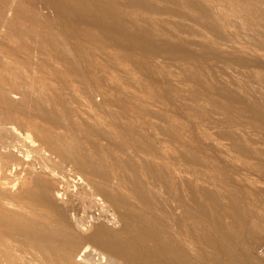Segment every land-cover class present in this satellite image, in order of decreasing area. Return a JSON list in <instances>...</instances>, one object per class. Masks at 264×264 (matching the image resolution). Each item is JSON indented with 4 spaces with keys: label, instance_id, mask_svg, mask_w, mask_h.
Returning <instances> with one entry per match:
<instances>
[{
    "label": "rangeland",
    "instance_id": "obj_1",
    "mask_svg": "<svg viewBox=\"0 0 264 264\" xmlns=\"http://www.w3.org/2000/svg\"><path fill=\"white\" fill-rule=\"evenodd\" d=\"M262 105L264 0H0V264H264Z\"/></svg>",
    "mask_w": 264,
    "mask_h": 264
},
{
    "label": "bare ground",
    "instance_id": "obj_2",
    "mask_svg": "<svg viewBox=\"0 0 264 264\" xmlns=\"http://www.w3.org/2000/svg\"><path fill=\"white\" fill-rule=\"evenodd\" d=\"M168 1H170V0H168ZM173 1V0H172ZM222 1H224V2H229L230 0H222ZM145 2V1H144ZM167 2V1H166ZM191 3V2H190ZM192 3H193V1H192ZM191 3V4H192ZM195 3V2H194ZM194 3H193V6H194ZM142 4H143V2H142ZM151 5V4H150ZM149 5V6H150ZM195 6H197V5H195ZM194 6V7H195ZM198 7V6H197ZM212 26H213V24H211ZM214 28H215V25H214ZM217 30V29H216ZM214 31V30H213ZM216 34V33H215ZM222 37V36H221ZM23 90V89H22ZM26 92H28V91H26ZM23 93V92H22ZM31 93V92H30ZM44 93H42L41 94V96H40V94H39V97H42V95H43ZM16 95V94H15ZM19 95V94H18ZM32 95V94H31ZM35 95V94H34ZM45 95V94H44ZM24 97H26L27 95H23ZM30 96V95H29ZM16 97V96H15ZM18 97H20V96H18ZM38 99H39V97H38V95L36 96ZM27 98V97H26ZM45 98V97H44ZM25 99V98H24ZM28 99V98H27ZM27 99H25V100H27ZM36 99V98H35ZM198 99V98H197ZM14 101V100H13ZM22 101V100H21ZM28 101V100H27ZM50 101V100H49ZM33 102V101H32ZM46 101H43L42 99H40L39 100V103H36V105L37 104H39V107H38V105L36 106V107H38V109H43L44 111H47V110H49V108L51 109L52 107L50 106V107H48L49 105H47L46 103L48 102H46ZM260 102V101H259ZM23 103V102H22ZM25 103H27V102H25ZM234 103H236V102H234ZM237 104V103H236ZM22 105H24V103L22 104ZM21 105V106H22ZM26 105H28V104H26ZM232 105V104H231ZM52 106H53V103H52ZM263 106V105H262ZM32 107V106H31ZM63 107H65V106H63ZM231 107V106H230ZM264 107V106H263ZM37 109V110H38ZM54 109V107L52 108V110ZM231 109V108H230ZM242 109V108H241ZM258 111H260V108H259V110ZM49 113L50 112H52V111H48ZM54 113V112H53ZM3 114H5V113H3ZM44 114H45V112H44ZM55 114V113H54ZM65 114V113H64ZM2 116V115H1ZM5 116V115H4ZM41 116H43V115H41ZM11 118V117H10ZM1 121H2V119H1ZM57 121H58V119H57ZM59 122H60V120H59ZM261 122V121H260ZM262 126V125H261ZM10 130V129H9ZM7 131H8V129H7ZM6 132V131H5ZM4 132V133H5ZM9 132V131H8ZM169 132V131H168ZM1 137H2V134H1ZM15 139H17V138H15ZM32 139V138H31ZM10 140V139H9ZM20 140V139H19ZM22 140V139H21ZM11 141V140H10ZM12 141H13V138H12ZM16 141V140H15ZM29 141V140H28ZM9 142V141H8ZM14 142V141H13ZM12 142V143H13ZM34 142V141H33ZM65 142V141H64ZM63 142V143H64ZM6 143V142H5ZM4 143V144H5ZM16 142H14L13 144H15ZM18 143V142H17ZM21 143V142H20ZM65 143H67V141L65 142ZM64 143V144H65ZM3 143L1 144V146L3 147V148H5V147H8L9 145H10V143H7V144H5L4 145ZM9 144V145H8ZM69 144V143H68ZM4 145V146H3ZM12 145V144H11ZM11 145H10V147H11ZM35 145V144H34ZM38 145V144H37ZM20 146V145H19ZM23 146V145H22ZM33 146V145H32ZM71 146V145H70ZM12 147H14V146H12ZM16 147H17V145H16ZM15 147V148H16ZM21 147V146H20ZM34 147V146H33ZM66 147V146H65ZM243 147V146H242ZM1 148V147H0ZM2 148V149H3ZM18 148V147H17ZM67 148V147H66ZM76 148V147H75ZM186 148V147H185ZM82 149V148H81ZM84 149V148H83ZM18 150H21V149H18ZM69 150V149H68ZM73 150V149H72ZM75 150V154L77 153L76 152V149H74ZM81 151V150H80ZM37 152V151H36ZM40 152V151H39ZM84 152H86L87 153V151L85 150ZM41 153H43V152H41ZM199 153V152H198ZM39 154V153H38ZM71 153L69 152V155H70ZM88 154H89V152H88ZM87 154V155H88ZM83 155V154H82ZM93 155V154H92ZM190 155V154H189ZM68 156V155H67ZM85 156H86V154H85ZM84 156V157H85ZM36 157V156H35ZM44 157V156H43ZM71 158L73 157V156H70ZM70 157H69V159H70ZM99 157V156H98ZM48 158V157H47ZM92 157L90 156H86L85 158H84V166L85 167H87L88 169L87 170H90V169H95L96 167H97V163L96 164H94V162L96 161H92L93 159H91ZM51 159H53V158H51ZM65 159H67V157L65 158ZM68 159V160H69ZM95 159V158H94ZM100 159V158H99ZM98 159V160H99ZM193 159V158H192ZM44 161V158L42 159L41 158V161ZM46 160V159H45ZM55 160H57V159H55ZM101 160V159H100ZM199 160V159H198ZM40 161V160H39ZM42 161V162H43ZM64 161H66V160H64ZM70 161V160H69ZM73 161V160H72ZM76 161L77 162H79V164H80V161H78L77 160V158H76ZM103 161V160H102ZM45 162H47V161H44L43 163H45ZM57 162V161H56ZM68 162V161H67ZM49 163V162H48ZM53 163V162H52ZM73 163V162H72ZM99 163V162H98ZM47 164V163H46ZM70 164H71V162H70ZM75 164V163H74ZM45 165V164H44ZM43 165V166H44ZM52 165V164H51ZM57 165V164H56ZM100 164H98V166H99ZM102 165H103V163H102ZM62 166V165H61ZM77 167H79V166H81V168H79V169H81L82 171L84 170V166L82 167V165L80 164V165H76ZM131 166V165H130ZM42 167V166H41ZM47 167V166H46ZM45 167V168H46ZM76 167V168H77ZM103 167H105V166H103ZM44 168V167H43ZM45 168H44V170H45ZM83 168V169H82ZM49 169V168H48ZM63 169V168H62ZM68 169V168H67ZM98 169V168H97ZM64 170H65V168H64ZM86 170V169H85ZM84 170V171H85ZM99 170V169H98ZM132 170V169H131ZM55 171H56V169H55ZM90 171H94V170H90ZM95 171H96V169H95ZM94 171V172H95ZM50 172H51V170H50ZM106 173V172H105ZM134 173V172H133ZM136 173V172H135ZM73 174V173H72ZM94 174H96V173H94ZM101 174V173H100ZM165 174V173H164ZM61 175V174H60ZM77 175V174H76ZM65 176V175H64ZM68 177V176H67ZM104 177V176H103ZM138 178V177H137ZM73 179V178H72ZM76 180V179H75ZM131 180V179H130ZM64 181V180H63ZM128 182H131V181H128ZM142 181H137L136 183H135V185H134V187L137 189V192L139 191L141 194H142V196L144 197V198H146V197H148L147 196V194H146V191H145V188H144V186L142 185L143 183H141ZM214 183V182H213ZM91 184V183H90ZM52 185V184H51ZM77 185V184H76ZM87 185H88V182H87ZM145 185V184H144ZM157 185V184H156ZM227 185V184H226ZM36 186V185H35ZM91 186V185H90ZM60 187V186H59ZM94 187V186H93ZM65 188V187H64ZM76 188V187H75ZM164 188V187H163ZM47 189V188H46ZM50 189V188H49ZM78 189V188H77ZM84 189V188H83ZM93 189V188H92ZM97 189V188H96ZM134 189V188H133ZM147 189V188H146ZM61 190V189H60ZM159 190V189H158ZM202 190V189H201ZM44 191V190H43ZM69 191V190H68ZM85 191V190H84ZM133 191V190H132ZM195 191V190H194ZM75 192V191H74ZM79 192H81V191H79ZM100 192V191H99ZM98 192V193H99ZM108 193V192H107ZM156 193V192H155ZM193 193H195V192H193ZM199 193V192H198ZM204 193H206L205 195H207V193L208 192H204ZM216 193V192H215ZM29 194H30V192H29ZM32 194V193H31ZM88 194V193H87ZM95 194V193H94ZM168 194V193H167ZM212 194V193H211ZM210 193L208 194V195H210L209 196V198H212L213 200L215 199V198H213L212 196L213 195H211ZM48 194L45 192L44 193V195H43V193L41 194V196L39 197V196H35V195H32V198H33V201H34V203L35 204H38V203H44V201L43 200H46L45 199V196H47ZM103 195V194H102ZM104 195H106V194H104ZM203 195V194H202ZM207 195V196H208ZM232 195V194H231ZM49 196V195H48ZM72 196V195H71ZM70 196V197H71ZM107 196V195H106ZM137 196V195H136ZM196 196V195H195ZM207 196H205V197H207ZM216 196V195H215ZM114 197V196H113ZM118 197V196H117ZM140 197H141V195H140ZM159 197V196H158ZM74 198H76V197H74ZM97 198V197H96ZM110 198H112V197H110ZM142 198V197H141ZM143 198V199H144ZM217 199H218V197H216ZM159 199V198H158ZM195 200H196V198H194ZM198 199V198H197ZM227 199V198H226ZM229 199V198H228ZM234 199V198H233ZM47 200H49V199H47ZM72 200V199H71ZM126 200V199H125ZM140 200V199H139ZM145 200V199H144ZM151 200V199H150ZM150 200H149V202H150ZM209 200V199H208ZM124 201V200H123ZM123 201H122V203H123ZM217 200H214V202H213V204L216 202ZM45 202H47V201H45ZM49 202V201H48ZM84 202V201H83ZM112 202H114V201H112ZM145 202H146V200H145ZM152 202V201H151ZM150 202V203H151ZM210 202H211V200H210ZM219 202V201H218ZM234 202V201H233ZM232 202V203H233ZM57 203V202H56ZM87 203H89V202H87ZM120 203H121V200H120ZM121 203V204H122ZM125 203V202H124ZM128 203V202H127ZM144 203V202H143ZM148 203V202H147ZM164 203V202H163ZM162 203V204H163ZM231 203V204H232ZM51 204V201L49 202V205ZM70 204V203H69ZM161 204V203H160ZM216 204V203H215ZM218 204V203H217ZM234 204V203H233ZM60 205V204H59ZM90 205V204H89ZM103 205V204H102ZM105 205V204H104ZM149 205V204H148ZM164 205V204H163ZM186 205V204H185ZM196 205V204H195ZM204 205V204H203ZM210 205V204H209ZM222 205V204H221ZM56 206H58V205H54V203L53 204H51V209L53 208V209H56ZM61 206V205H60ZM118 206V205H117ZM126 206V205H125ZM151 206H152V204H151ZM198 206V205H197ZM213 206V205H212ZM220 206V205H219ZM233 206V205H232ZM62 207V206H61ZM60 207V208H61ZM97 207V206H96ZM113 207V206H112ZM130 207V206H129ZM205 207H207V206H205ZM229 207H230V205H229ZM235 207V206H234ZM92 208V207H91ZM124 208V207H123ZM122 208V209H123ZM160 208V207H159ZM167 208V207H166ZM194 208V207H193ZM238 208V207H237ZM6 209V208H5ZM99 209V208H98ZM105 209V208H104ZM221 209V208H220ZM234 209V208H233ZM240 209V208H239ZM96 210H97V208H96ZM171 210V209H170ZM222 210V209H221ZM231 210H232V208H231ZM10 211V210H9ZM108 211V210H107ZM173 211V210H172ZM192 211V210H191ZM213 211H214V209H213ZM236 211V210H235ZM234 211V212H235ZM58 212H60L59 210H58ZM99 212V211H98ZM164 212V211H163ZM196 212H199V213H202V214H208L207 213V208L205 209L203 206H198L197 207V210H196ZM233 212V211H232ZM240 212V211H239ZM12 213V212H11ZM68 213H69V211H68ZM77 213V212H76ZM170 213V212H169ZM238 213V212H237ZM241 214H242V211L240 212ZM20 214V213H19ZM62 214H63V211H62ZM131 214V213H130ZM172 214V213H171ZM170 214V215H171ZM218 214V213H217ZM6 215V214H5ZM59 215H61V214H59ZM123 215V214H122ZM125 215V214H124ZM133 215V214H132ZM234 215H235V213H234ZM66 216V215H65ZM96 216V215H95ZM127 216V215H126ZM211 216H213L214 217V215H211ZM236 216L238 217V215L236 214ZM240 216H243V215H240ZM239 216V219H241V217ZM12 217V216H11ZM61 217V216H60ZM121 217H123V216H121ZM130 217V216H129ZM133 217H134V215H133ZM137 217V216H136ZM178 217V216H177ZM223 217V216H222ZM13 218V217H12ZM66 218V217H65ZM70 218V217H69ZM69 218H66V219H69ZM90 218V217H89ZM187 218V217H186ZM216 218V217H215ZM242 218H244V217H242ZM34 219V218H33ZM39 219V218H38ZM63 219V218H62ZM101 219V218H100ZM109 219V218H108ZM178 219V218H177ZM176 219V220H177ZM220 219V218H219ZM235 219V218H234ZM238 219V221H242V220H239ZM245 219V218H244ZM64 220V219H63ZM73 220V219H72ZM85 220V219H84ZM97 220V219H96ZM160 220V219H159ZM158 220V221H159ZM172 220V219H171ZM216 220L219 222V220L216 218ZM223 220V219H222ZM0 221H1V219H0ZM28 221V220H27ZM67 221H69V220H67ZM130 221H132L131 219H130ZM137 221V220H136ZM142 221H143V219H142ZM245 221V220H244ZM243 221V222H244ZM2 222V221H1ZM8 222V221H7ZM6 222V223H7ZM29 222H31V221H29ZM33 222V221H32ZM36 222V221H35ZM173 222V221H172ZM235 222V221H234ZM234 222H230V223H232V224H234ZM237 222V221H236ZM235 222V223H236ZM4 223V222H3ZM40 223V222H39ZM66 223H68V222H66ZM77 223V222H76ZM87 223V222H86ZM101 223V222H100ZM142 223H144V222H142ZM179 223H180V221H179ZM224 223V222H223ZM45 224V223H44ZM72 224V223H71ZM83 224V223H82ZM124 224V223H123ZM137 224V223H136ZM222 228H224L225 229V223H224V225L222 226V224H220V223H218ZM231 224V225H232ZM2 225H4V224H2ZM6 225V224H5ZM32 225H34V222H33V224ZM42 225V224H41ZM66 225H68V224H66ZM117 225V224H116ZM238 225V224H237ZM7 226V225H6ZM9 226H10V223H9ZM69 227H70V225H68ZM73 226H76V225H73ZM84 226V225H83ZM102 226V225H101ZM121 226H122V224H121ZM120 226V227H121ZM142 226V225H141ZM162 226V225H161ZM189 226V225H188ZM235 226V225H234ZM42 227V226H41ZM99 227V226H98ZM103 227V226H102ZM107 227V226H106ZM110 227V226H109ZM118 227V226H117ZM128 227H130V226H128ZM190 227V226H189ZM230 227V226H229ZM237 226H235L234 228H236ZM10 228V227H9ZM40 228V227H39ZM43 228H45V227H43ZM54 228H57V227H54ZM54 228L52 229V230H54ZM88 228V227H87ZM112 228V227H111ZM143 228V227H142ZM244 228V227H243ZM18 229V228H17ZM16 229V230H17ZM23 229H24V227H23ZM74 229V228H73ZM77 229V228H76ZM101 229V228H100ZM118 229H119V227H118ZM121 229V228H120ZM132 229V228H131ZM135 229H137V228H135ZM39 230V229H38ZM41 230H43V229H41ZM58 230V231H57ZM99 230V229H98ZM133 230V229H132ZM139 230V229H138ZM47 231V230H46ZM51 231V230H50ZM54 231H57L58 232V234L59 233H62L59 229H56V230H54ZM60 231V232H59ZM114 230H112V232H113ZM117 231V230H116ZM119 231V230H118ZM134 231V230H133ZM142 231V230H141ZM158 231V230H157ZM156 231V232H157ZM225 231H227V232H229V233H227V234H229V236H231V238H234V239H238L239 237H237V235L235 234V231L234 232H231V231H229V230H226L225 229ZM239 231V230H238ZM30 232V231H29ZM57 232H54V234L57 236L58 234H56ZM69 233H68V235H66V236H69L70 237V243L72 242V240H71V237H73V232L74 231H72V230H69L68 231ZM108 232H110V231H108ZM120 232V231H119ZM164 232V231H163ZM24 233H26V232H24ZM38 233V232H37ZM76 233V232H75ZM94 233V232H93ZM106 233V232H105ZM117 233V232H116ZM124 233H128L127 232V230H126V232H124ZM21 234V233H20ZM30 234V233H29ZM29 234H28V236H29ZM96 234H98V233H96ZM111 234H114L115 235V233H111ZM129 234H131V233H129ZM145 234H146V232H145ZM31 235V234H30ZM60 235V234H59ZM62 235H63V233H62ZM61 235V236H62ZM80 235V234H79ZM83 235V234H82ZM87 235V234H86ZM91 235V234H90ZM90 235H89V237H90ZM95 235V234H94ZM113 235V236H114ZM118 235V234H117ZM174 235V234H173ZM63 236H65V234L63 235ZM132 236H134V235H132ZM137 236V235H136ZM156 236V235H155ZM160 236V235H159ZM248 236V235H247ZM26 237H27V233H26ZM33 237V235L31 236V238ZM42 237V236H41ZM88 237V238H89ZM94 237V236H93ZM112 237V236H111ZM115 237V236H114ZM113 237V238H114ZM150 237V236H149ZM34 238H35V236H34ZM33 238V239H34ZM75 238V237H74ZM87 238V239H88ZM91 238V237H90ZM95 238V237H94ZM130 238V237H129ZM140 238V237H139ZM148 238V237H147ZM231 238H229L228 236H221V237H218V240H216V241H211V244L213 245V246H215L216 248H217V250H221L222 252H224V254L226 253L227 255H232V256H235V255H233V253H234V251L235 250H233V247L229 244V240L231 239ZM257 238H258V235H257V233H253L252 235H251V237H250V239H249V241H248V243L246 244V245H249V247H250V245H253L256 241H257ZM45 239V238H44ZM62 239V238H61ZM61 239H58V240H61ZM63 239H66L65 237L63 238ZM131 239V238H130ZM155 239V238H154ZM167 239V238H166ZM247 239V238H246ZM48 240V239H47ZM49 240H50V238H49ZM48 240V242H50ZM57 240V239H56ZM67 240L69 241V238H67ZM66 240V241H67ZM90 240V239H89ZM121 240V239H120ZM142 240V239H141ZM156 240V239H155ZM20 241V240H19ZM19 241H18V243H19ZM44 242H45V240H43ZM43 241H42V243H43ZM62 241V240H61ZM68 241H67V243H68ZM73 241H75V240H73ZM91 241V240H90ZM95 241V240H94ZM93 241V242H94ZM104 241V240H103ZM102 240H100V237H98V235H97V237H96V242L98 243V245L96 246V249L98 248L99 250H101V251H99V252H101V253H107L108 254V256H109V259L108 260H105V262H104V264H128V263H124L123 262V260H122V258L120 257V255H119V253L117 252V251H115L114 250V247L112 246V245H110L108 242H103ZM107 241V240H106ZM112 241V240H111ZM147 241V240H146ZM158 241V240H157ZM170 241V240H169ZM174 241V240H173ZM47 242V241H46ZM78 242V241H77ZM132 242V241H131ZM133 242H134V240H133ZM210 242V241H209ZM208 242V243H209ZM244 242H246V241H244ZM25 243V242H24ZM37 243H39V242H37ZM62 243V242H61ZM63 243H64V241H63ZM62 243V244H63ZM69 243V244H70ZM95 243V242H94ZM135 243H136V241H135ZM160 243V242H159ZM176 243V242H175ZM26 244V243H25ZM76 244V243H75ZM122 244V243H121ZM127 244H129V243H127ZM139 244V243H138ZM157 244V243H156ZM180 244V243H179ZM205 244V243H204ZM210 244V243H209ZM37 245V244H36ZM45 245V244H44ZM51 245V244H50ZM79 245V244H78ZM147 245V244H146ZM149 245V244H148ZM48 245H45L44 247H47ZM53 246V245H52ZM55 246H57L56 244H55ZM59 246V245H58ZM75 246H77V245H75ZM80 246V245H79ZM79 246H77V248L79 247ZM117 246V245H116ZM141 245H139V247H140ZM152 246V245H151ZM160 246V245H159ZM178 246V245H177ZM40 247V246H39ZM50 247V246H49ZM54 247V246H53ZM62 247V246H61ZM67 247V246H66ZM124 247H125V245H124ZM144 247H146V246H144ZM149 247V246H148ZM157 247V246H156ZM87 248V247H86ZM126 248H128L127 246H126ZM136 248V247H135ZM147 248V247H146ZM145 248V249H146ZM157 248H159V247H157ZM161 248V247H160ZM184 248V247H183ZM56 249V248H55ZM73 249H74V247H73ZM79 249H80V247H79ZM133 249V248H132ZM141 249H142V247H141ZM166 249H168L169 250V252L172 254V253H174V252H177V250L174 248V247H172L171 245H168V246H166ZM179 249V248H178ZM249 249V248H248ZM247 249V250H248ZM6 250V249H5ZM8 250H10V249H8ZM44 250H45V248H44ZM47 250H48V248H47ZM51 250V249H50ZM69 250V249H68ZM82 250V249H81ZM119 250V249H118ZM131 250V249H130ZM180 250V249H179ZM182 250V249H181ZM85 251V250H84ZM91 251V250H90ZM220 251V252H221ZM250 251H251V249H250ZM3 252V251H2ZM12 252V251H11ZM55 252H56V250H55ZM54 252V253H55ZM67 252V251H66ZM74 252V251H73ZM86 252V251H85ZM140 252V251H139ZM142 252V251H141ZM140 252V253H141ZM150 252V251H149ZM155 252V251H154ZM167 252V251H166ZM58 253H59V251H58ZM62 253V252H61ZM68 253V252H67ZM87 253H89V251L87 252ZM91 253V252H90ZM89 253V254H90ZM123 253V252H122ZM139 253V254H140ZM1 254V253H0ZM41 254V253H40ZM52 253H51V251H50V255H51ZM81 252H80V256H81ZM144 254V253H143ZM142 254V255H143ZM146 254H148V253H146ZM146 254H144L143 256H145ZM184 254V253H183ZM246 254H247V256H246V258L248 259V264H260L259 262H261L260 260H259V262H257V261H255L254 259H253V257L251 256V255H249V252L247 253L246 252ZM250 254H252V253H250ZM13 255V254H12ZM42 255V254H41ZM56 255V254H55ZM124 255H125V253H124ZM126 255H127V253H126ZM163 255V254H162ZM165 255V254H164ZM178 255V254H177ZM44 256H46V255H44ZM48 256V255H47ZM52 257H53V255H51ZM50 256V257H51ZM61 256H62V254H61ZM64 256H65V254H64ZM84 256V255H83ZM86 256V255H85ZM89 256V255H88ZM122 256V255H121ZM128 256H129V254H128ZM148 256V255H147ZM147 256H146V258H147ZM211 256V255H210ZM231 256V257H232ZM43 257V256H42ZM58 257V256H57ZM91 257V256H90ZM123 257V256H122ZM132 257V256H131ZM150 257V256H149ZM229 257V256H228ZM240 257V256H239ZM239 257L236 255L234 258H232V259H226V260H220L217 264H239V262H240V260H239ZM8 258V257H7ZM66 258V257H65ZM138 258V257H137ZM152 258V257H151ZM151 258H150V262H151ZM156 258V257H155ZM158 259V263L161 261V259L159 258V257H157ZM165 258V257H164ZM6 259V258H5ZM47 259H50V258H47ZM47 259H46V261H47ZM54 258H52V260H53ZM62 259H63V257H62ZM126 259V258H125ZM130 259V258H129ZM140 259V258H139ZM159 259H160V261H159ZM166 259H167V257H166ZM178 259H179V257H178ZM215 259V258H214ZM246 259V260H247ZM8 260V259H7ZM13 260H14V258H13ZM18 260V259H17ZM57 260V259H56ZM59 260H61V259H59ZM65 260V259H64ZM71 260V259H70ZM209 260V259H208ZM16 261V260H15ZM15 261H13V262H15ZM50 261V260H49ZM68 261V260H67ZM66 261V262H67ZM89 261V260H88ZM142 261V260H141ZM191 261V260H190ZM212 261V260H211ZM214 261V260H213ZM10 262V261H9ZM16 262H18V261H16ZM65 262V261H64ZM133 262V261H132ZM264 262V261H263ZM47 263H50V262H47ZM46 263V264H47ZM71 263V262H70ZM73 263V262H72ZM152 263H154V262H152ZM155 263H157L156 261H155ZM175 263V262H174ZM212 263V262H211ZM1 264H3V263H1ZM57 264H58V262H57ZM60 264V263H59ZM66 264V263H65ZM67 264H69V263H67ZM83 264V263H82ZM141 264V263H140ZM148 264H150V263H148ZM161 264V263H160ZM167 264V263H166ZM177 264V263H176ZM242 264H245V263H243L242 262ZM247 264V263H246Z\"/></svg>",
    "mask_w": 264,
    "mask_h": 264
},
{
    "label": "built area",
    "instance_id": "obj_3",
    "mask_svg": "<svg viewBox=\"0 0 264 264\" xmlns=\"http://www.w3.org/2000/svg\"><path fill=\"white\" fill-rule=\"evenodd\" d=\"M261 252H264V246L261 248Z\"/></svg>",
    "mask_w": 264,
    "mask_h": 264
}]
</instances>
